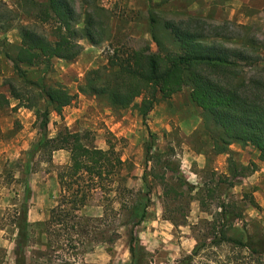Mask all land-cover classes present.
<instances>
[{
    "label": "rangeland",
    "instance_id": "1",
    "mask_svg": "<svg viewBox=\"0 0 264 264\" xmlns=\"http://www.w3.org/2000/svg\"><path fill=\"white\" fill-rule=\"evenodd\" d=\"M3 1L15 10L16 19L11 29L0 32V264H17V220L24 203H28L32 223L24 248L26 264L174 263L207 237L209 221L220 211L218 199L235 202L243 209L244 219L235 224L232 235L264 233V161L259 151L233 143L229 153L218 157L202 109L191 99L190 86L160 99L145 117L136 105L115 109L106 99L79 90L90 70L108 63L114 48L150 45L159 49L151 32L150 14L159 20L155 30L162 49H170L175 44L160 22L183 19L187 14L203 16L212 23L230 20L248 24L255 36L264 39V5L257 9L245 6L228 18L233 8L228 5L230 0H99L112 14L108 41L93 45L84 38V48L73 61L52 59L49 64L23 66L30 79L40 81L43 77L47 85H63L76 96L61 115L51 113L48 137L69 130L85 135L90 146L107 149L113 145L125 161L123 184L131 190L113 191L104 199L96 195L72 230V242L62 230L59 241L51 245L50 238L55 241L56 236L48 234L40 223L49 219L58 203V173L70 163V151L59 149L49 155L48 148L42 147V120L33 110L19 107L8 92L5 81L17 74L6 51L16 53L21 42L18 25L31 23L33 18L19 9L18 0ZM155 4L158 6L152 8ZM45 29L51 32L50 25ZM240 31L231 29L232 34ZM242 32L246 35L248 31ZM39 107L43 110L44 103ZM232 161L247 169H235ZM135 202L140 204L139 215L147 205L141 220L130 218V209L122 206ZM132 231L138 259L130 250ZM219 254L231 261L229 264H234L236 257L243 264H264V256L253 260L245 252L234 253L229 246L220 248Z\"/></svg>",
    "mask_w": 264,
    "mask_h": 264
},
{
    "label": "trees",
    "instance_id": "2",
    "mask_svg": "<svg viewBox=\"0 0 264 264\" xmlns=\"http://www.w3.org/2000/svg\"><path fill=\"white\" fill-rule=\"evenodd\" d=\"M18 7L32 16L33 21L19 23L20 45L15 54L6 51L17 78L7 79L5 84L19 107L33 110L37 119L42 120V147L48 148L49 155L59 149L70 151V163L58 173V203L51 209L49 219L40 225L48 234L56 236L55 241L50 238L51 245L59 241L62 230L72 242L75 238L72 230L79 225L83 209L96 195L104 199L113 191L131 192L123 184L121 172L125 161L113 145L107 149L90 146L80 132L65 130L56 137H48L51 113L61 115L76 96L63 85H47L43 77L40 81L30 79L23 66L49 64L54 58L73 61L84 48L81 43L84 38L93 45L108 41L112 14L99 0H18ZM14 12L0 0V32L13 27ZM149 21L159 49L155 51L150 45L114 48L106 65L89 71L80 92L102 97L115 109L136 105L145 117L160 99L171 98L190 86L192 101L202 109L213 152L229 153L233 143H242L257 149L260 160L264 161V39L255 36L248 24L230 20L212 23L203 16L187 14L183 19L160 22L175 44V48L162 49L155 30L159 20L150 14ZM47 25L51 26V32L45 29ZM232 28L241 31L232 34ZM242 31L248 32L243 35ZM139 98L141 102L137 103ZM40 103H44L43 110ZM231 163L237 170L247 169L234 161ZM166 167L173 169L170 163ZM251 202L257 206L254 199ZM218 204L220 211L209 221L204 241L174 263L163 264H229L231 261L223 260L219 254L223 246H229L237 254L245 252L253 260L264 256V233L247 237L231 233L235 224L244 219L243 209L226 199H218ZM122 206L130 209V218L139 217V220L147 208V205L141 207L139 215L140 204L123 203ZM28 211V203H24L17 220L20 234L17 264H26L24 248L32 226ZM130 250L138 259L133 231ZM241 262L239 257L233 260L234 264ZM139 263L140 260L134 264Z\"/></svg>",
    "mask_w": 264,
    "mask_h": 264
},
{
    "label": "crops",
    "instance_id": "3",
    "mask_svg": "<svg viewBox=\"0 0 264 264\" xmlns=\"http://www.w3.org/2000/svg\"><path fill=\"white\" fill-rule=\"evenodd\" d=\"M228 5H231L233 7L230 9L229 16H228V18H232L236 14V11H239L240 9H242L245 6L251 7V8H256V9L260 8L261 5H264V0H230ZM54 59L60 60V61H66V60L59 59V58H54ZM7 97L9 98V96H7ZM24 109H26V108H24ZM224 154L225 153L216 154V155H218V157L222 158ZM226 155H228V154H226Z\"/></svg>",
    "mask_w": 264,
    "mask_h": 264
}]
</instances>
